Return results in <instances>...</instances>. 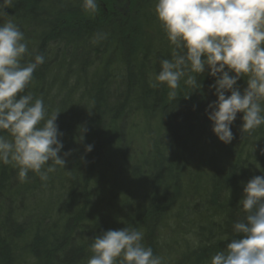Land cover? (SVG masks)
I'll return each instance as SVG.
<instances>
[{
	"label": "trees",
	"instance_id": "16d2710c",
	"mask_svg": "<svg viewBox=\"0 0 264 264\" xmlns=\"http://www.w3.org/2000/svg\"><path fill=\"white\" fill-rule=\"evenodd\" d=\"M153 1L98 0L109 4L101 18L85 11L82 0H13L5 9L8 16L2 18L18 25L29 51L45 57L25 93L42 98L49 114L60 112V154L74 151L65 170L58 168L47 182L32 172L20 182L16 168L0 164V264H87L92 238L124 227L142 230L144 244L159 255L156 233L184 205L180 178L199 202L190 213L195 249L184 243L174 264H209L234 237L232 225L244 216L238 202L246 184L247 149L264 133V125L241 132L238 114L234 139L225 145L213 135L205 113L215 100L209 91L213 80L206 73L201 91L182 84L175 100H169L166 86H152L160 60L170 58L165 36L153 38L147 32ZM238 85L246 86L243 80ZM138 120L146 127L148 155L144 153L142 170L133 164L119 173L110 160L129 164L128 130ZM80 125L87 129L83 143L76 142ZM198 143L204 154L195 158ZM88 144L94 147L85 154ZM261 160L258 175L264 174V156ZM124 175L144 178L143 188H148L133 205L129 188L116 181ZM55 186L64 188L63 201L53 197ZM100 187L108 189L103 196L96 194ZM118 193L123 195L119 202ZM27 194L37 217H22ZM40 198L45 199L41 205ZM179 226L176 221L174 229Z\"/></svg>",
	"mask_w": 264,
	"mask_h": 264
},
{
	"label": "clouds",
	"instance_id": "9594fccd",
	"mask_svg": "<svg viewBox=\"0 0 264 264\" xmlns=\"http://www.w3.org/2000/svg\"><path fill=\"white\" fill-rule=\"evenodd\" d=\"M12 3L0 0V18L8 16L5 9ZM82 7L95 13L98 0H82ZM154 13L170 58L160 60L152 86H166L169 100H175L182 84L201 91L206 73L213 80L209 91L215 100L205 113L213 135L225 145L234 139L238 114L241 132L264 125V0H155ZM44 62L43 54L29 51L13 19L0 23V164L15 167L20 182L27 181L29 172L47 182L58 168L65 170L66 158L74 151L60 154V112L49 114L42 98L25 93ZM86 132L78 126L77 143H83ZM93 147L86 145L85 154ZM238 204L244 216L232 225L234 237L209 264H264V174L244 185ZM143 235L133 227L95 235L87 264H164L144 244Z\"/></svg>",
	"mask_w": 264,
	"mask_h": 264
},
{
	"label": "rangeland",
	"instance_id": "374dc122",
	"mask_svg": "<svg viewBox=\"0 0 264 264\" xmlns=\"http://www.w3.org/2000/svg\"><path fill=\"white\" fill-rule=\"evenodd\" d=\"M115 3L118 2V0H114ZM123 1V0H122ZM109 4L105 3H99V7L97 9V11L94 13V17H98L101 18V13H103V16L108 14V10L107 8H105V6ZM106 6V7H108ZM153 7H155V0L153 1ZM122 9H120V13L122 11H124V6L122 4L121 6ZM154 9V8H153ZM2 20H0V23H3L5 21L4 18H1ZM147 32L154 38H161L162 36H165V33L163 32L160 23L157 21L156 16L154 11H152V20L150 21L148 28H147ZM111 73L115 74L116 77L119 76V72L111 69ZM72 99V98H71ZM76 100L73 98V102H75ZM153 123V122H152ZM151 124V123H150ZM136 125V126H135ZM134 126V127H133ZM132 128H130L128 130V147H129V158H130V162L128 165H122L119 164L117 162V160L115 159H111L110 160V164L112 166H115V168L118 167V172H127L129 170L132 169V167L135 165L136 167L139 168V170H142L143 167V161L146 159V155H148V145H147V141L146 138L148 139V136L143 135V131L144 128H146L142 122L140 120H138V123L135 122L134 124H132ZM152 127V124L151 126ZM149 127V128H150ZM154 129V125L152 127ZM253 142L250 143L249 148L247 149V152L249 154V160L247 162V175L244 179V182L247 183L251 178L258 176L259 170H260V166L259 163L262 161L261 157L264 156V133L261 134V137L256 140H252ZM204 148L202 149L200 143L197 144V146L194 148V151L192 152V156L194 155V157L196 158L197 156H199L201 153L204 154ZM145 153V154H144ZM261 156V157H260ZM192 159V157H191ZM138 160V161H137ZM134 164V165H133ZM15 168V167H14ZM137 168V169H138ZM193 167L189 169V172L193 171ZM187 173H188V169ZM186 173V174H187ZM187 179V178H186ZM19 180V179H18ZM144 178L139 177L138 179H134V178H130L128 175H124V176H118L116 178L117 182L122 183V187L125 186V188H129V191L131 193V196L128 200V202L133 205L135 203H137L136 201L143 198V196L145 195V193H148V188H143V184H144ZM203 182V179H201V183ZM183 188V190H181V192L183 193L182 198H181V203L184 202V205L179 209H177L176 211L173 212V216L171 217V219L168 217H166L165 219V228L164 229H159L158 232L156 233V241H157V247L159 249L158 253L159 256H161L163 258L164 264H174V263H178L179 262V258H180V250H181V246L185 243L188 247H191V249H195V237H194V230L196 228L195 226V218L193 217L192 214H190L193 211V207L195 205H197L196 201L199 200L194 198V194H191L187 191L186 187V181L183 178L179 179L178 182ZM200 183V185H201ZM131 187V188H130ZM64 189L63 187H59V186H55L54 188V192H53V197L56 200H60L63 201L64 197H65V191L61 190ZM108 189H106L105 191H103V189L97 188L96 189V194L97 195H104L106 194V191ZM123 198L122 194H119L116 196V201L119 202V200H121ZM93 199V198H92ZM55 200V202H57ZM45 202L44 198H40L39 201L37 203H39V205L43 204ZM199 202V201H198ZM41 203V204H40ZM62 203V202H61ZM25 205L26 210H25ZM21 206L23 207L22 209V217L26 216V214L28 213H33L34 216L38 215L39 212H37V210L35 211L34 207L32 206V203L30 201L29 198V194L25 195V200L23 201V204H21ZM34 210V211H32ZM31 211V212H30ZM25 212V214H23ZM33 216V217H34ZM37 217V216H36ZM37 219V218H36ZM178 221V223H180V226L178 227V230L176 231L174 229V223ZM176 241L174 246L170 245V243L172 241ZM166 249L167 252H166ZM173 252L172 254H167L169 252Z\"/></svg>",
	"mask_w": 264,
	"mask_h": 264
}]
</instances>
